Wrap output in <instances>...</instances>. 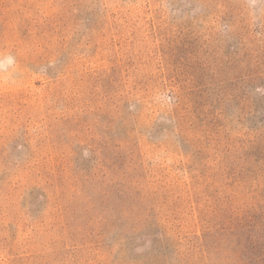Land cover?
Listing matches in <instances>:
<instances>
[{
  "label": "rangeland",
  "instance_id": "374dc122",
  "mask_svg": "<svg viewBox=\"0 0 264 264\" xmlns=\"http://www.w3.org/2000/svg\"><path fill=\"white\" fill-rule=\"evenodd\" d=\"M244 225L264 0H0V264H237Z\"/></svg>",
  "mask_w": 264,
  "mask_h": 264
},
{
  "label": "trees",
  "instance_id": "16d2710c",
  "mask_svg": "<svg viewBox=\"0 0 264 264\" xmlns=\"http://www.w3.org/2000/svg\"><path fill=\"white\" fill-rule=\"evenodd\" d=\"M263 229L242 227L238 233L239 253L236 255L237 264H264V233ZM246 231V232H245ZM244 234V235H243ZM244 239V240H243Z\"/></svg>",
  "mask_w": 264,
  "mask_h": 264
},
{
  "label": "clouds",
  "instance_id": "9594fccd",
  "mask_svg": "<svg viewBox=\"0 0 264 264\" xmlns=\"http://www.w3.org/2000/svg\"><path fill=\"white\" fill-rule=\"evenodd\" d=\"M9 63L11 62V59L9 58V61H8Z\"/></svg>",
  "mask_w": 264,
  "mask_h": 264
}]
</instances>
